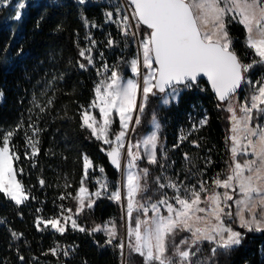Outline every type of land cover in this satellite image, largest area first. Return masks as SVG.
Returning a JSON list of instances; mask_svg holds the SVG:
<instances>
[{
  "label": "snow or ice",
  "instance_id": "obj_1",
  "mask_svg": "<svg viewBox=\"0 0 264 264\" xmlns=\"http://www.w3.org/2000/svg\"><path fill=\"white\" fill-rule=\"evenodd\" d=\"M85 2L78 0L81 5ZM128 5L136 31L132 30L133 25L125 14L121 17L123 34H131L142 49V62L139 54L125 62L135 79H125L121 71L115 67L110 70L105 65L104 72H110V75L97 82L94 99L87 107L82 106L80 113L81 127L96 140L109 145L101 151L106 152L112 166L121 174L108 198L117 203L126 201L122 206L126 215L127 244L122 239L115 246L121 250L122 264H132L133 254L142 258V264H207L206 259L201 258L204 242L213 245L212 256L227 254L242 244L245 234L236 230L233 224L246 232L264 233V123H254L257 114L264 119V77L253 81L246 75L258 66L264 68V0H128ZM17 7L22 9L25 5L20 3ZM106 15L111 19L112 12ZM20 18L17 11L14 19ZM84 23L88 24L87 19ZM233 23L244 30L243 47L250 50L245 53L248 62L235 48V40L229 31V25ZM141 25L149 30L146 34L139 31ZM86 38L95 43L91 37ZM108 43L112 44V41ZM91 51V48L79 50L88 65L93 63V57L86 54ZM141 63L146 71H141ZM79 66L86 70L84 63ZM200 77L207 78L221 102L218 107L228 113L226 119L230 127L226 145L230 163L227 171L212 177L211 183L202 178L200 170L196 174L201 178L196 184L178 181L163 171L153 177L148 168L140 167L138 161L146 160L149 165H159L161 169L165 167L157 158L158 147L161 152L163 147L159 137L161 124L156 114L153 113L150 121L152 130L135 143L130 138L126 141L129 131L135 132L136 126L141 124L150 96H158L160 103L168 106L173 101L178 102L181 92L178 86L190 89L198 85ZM243 85L248 86V94L237 104L234 101L238 90L243 91ZM93 109L98 110L99 119ZM117 117L119 131L113 129ZM207 123L205 116L199 126ZM22 126L21 122L0 133V193L17 206L30 199L28 190L18 179L23 170L14 166L20 156L12 150V139ZM193 130H197L196 125ZM36 132L39 129L34 130L33 136ZM187 136L182 130L179 141L183 142ZM25 139L31 148V156L38 155L39 141L27 133ZM195 147L200 145L195 144ZM184 158L195 166L187 153ZM163 159L167 160L166 153ZM93 167L88 156H83V176L73 196L77 204L74 213L68 208L65 210L68 214L59 218H37L38 230L50 227L63 235L70 224L73 230L87 231L89 235L104 233L105 243L109 245L117 239L115 221L86 229L75 218L85 208L94 207L93 196L100 198L108 191L109 182L105 177L96 181L99 190L89 192L86 181ZM99 171L104 173L105 169L100 167ZM150 178L156 186L152 189L155 199L153 195H145L149 192ZM39 183L43 186L45 182L41 179ZM165 189H170L171 195ZM220 189L223 191H218ZM64 198L60 197L61 200ZM181 233L187 235L181 236ZM21 235L12 233L15 239H20ZM50 252L57 255L56 248ZM63 254L67 256L68 251L64 250ZM19 259L23 261L24 257Z\"/></svg>",
  "mask_w": 264,
  "mask_h": 264
},
{
  "label": "trees",
  "instance_id": "obj_2",
  "mask_svg": "<svg viewBox=\"0 0 264 264\" xmlns=\"http://www.w3.org/2000/svg\"><path fill=\"white\" fill-rule=\"evenodd\" d=\"M17 1L0 0V92L3 93L0 133L22 122L23 126L12 139V150L20 156L15 167L23 170L18 178L30 199L17 206L0 193V264H122L121 250L115 246L124 234L122 207L108 198L121 174L112 166L106 152L101 151L106 148L103 142L81 127L80 113L82 106L87 107L94 99V88L102 78L105 65L115 67L125 76L131 74L125 62L136 57L135 39L131 34L125 36L121 23L109 21L106 15L108 12L116 15L119 9L122 15L127 12L122 0H88L82 5L78 0H28L21 18L16 20ZM229 31L243 58L245 52L250 51L243 47L244 30L233 23ZM86 37H91L95 43ZM80 48L92 49L86 53L93 57L91 65L79 55ZM78 61L87 66L86 70ZM262 74L264 68L259 66L251 71L252 77ZM218 104L206 81L185 88L178 102L168 106L162 105L158 96L149 99L132 141L150 129L155 113L163 126L160 137L163 152L158 147L157 158L165 167L161 169L159 165L143 162L153 177L163 171L170 177L180 173L183 178L193 175L198 180L201 177L196 174L197 170L203 177L227 171L230 153L226 137L230 125L226 119L228 113ZM205 116L208 123L180 142L181 131L190 129L192 120ZM114 124L113 128L118 126V121ZM35 129L39 132L33 136ZM25 133L39 141L35 157L31 156ZM177 144L179 146L174 147ZM164 153L167 160L163 159ZM185 153L194 167L185 160ZM85 155L94 166L86 181L89 191L96 189L95 178L99 176L100 167L105 169L103 174L109 188L92 209L85 208L76 219L86 229L115 221L118 236L111 245L105 243L107 237L102 232L89 235L87 231L67 226L61 235L50 227L40 231L36 226L37 218L63 216L68 208L74 213L77 204L73 196L80 187ZM41 179L45 182L43 186L39 183ZM149 185L155 199L152 189L156 186L151 178ZM165 191L171 193L170 189ZM61 196L65 198L61 200ZM13 232L22 234L20 239H15ZM243 232L242 244L227 254L212 256L213 245L204 242L201 258L206 259L207 264H264V233ZM53 248L57 249L55 256L50 252ZM64 250L68 251L67 256ZM20 256L24 257L23 261ZM131 260L132 264H142L135 254Z\"/></svg>",
  "mask_w": 264,
  "mask_h": 264
},
{
  "label": "rangeland",
  "instance_id": "obj_3",
  "mask_svg": "<svg viewBox=\"0 0 264 264\" xmlns=\"http://www.w3.org/2000/svg\"><path fill=\"white\" fill-rule=\"evenodd\" d=\"M86 1H88V0H86ZM102 1H104V0H102ZM114 1H115V0H114ZM27 2H28V0H18V1L16 2V7H17V5L20 4V3H23V4L26 6V5H27ZM122 3H123L124 6L126 5V4L124 3L123 0H122ZM17 9H18V11L20 12V14H22V13L24 12L25 7L22 8V9L17 7ZM115 9H116V8H115ZM125 10H126V12H127V15L129 16V22L132 24V21H131V20H132V19H131V8H130V7H129V8L125 7ZM113 14H114V15H113ZM113 14H112L111 19H108V20H109V21H115V22H117V23H121V17H122L123 15L121 14L120 9L116 12V15H115V13H113ZM132 25H133V24H132ZM132 30H133V31H136V29L134 28V26H133V29H132ZM139 31H140L141 33L146 34L147 31H149V30H147L145 27H143V26L141 25ZM135 43H136V49H137L136 57H137V55L139 54L140 59H141V62H142V49H141L140 45L137 43V40H136V39H135ZM245 53H246V52H245ZM136 57H135V58H136ZM243 58H244V61H245V62H248L249 57H248L247 55L244 54V55H243ZM108 68H109L110 70L113 69V67H111V66H108ZM115 70H116V69H115ZM253 70H254V69H253ZM253 70H252V71H253ZM141 71H146L145 69L142 68V63H141ZM101 75H102V78H101V79H104V78H106L108 75H110V72H104V68H103V71L101 72ZM246 75H248L249 78H251L253 81H256V80H258V79L264 77V74L259 75L258 77H257V76L252 77L251 72L248 73V74H246ZM124 77H125V79H128V78H133V79H135V77H133L132 73H131L129 76H125V75H124ZM101 79H100V80H101ZM178 87L181 88V92L185 89V88H183V86H178ZM242 89H243V91H239V93H237V97H236V99H235V101H234V102L237 103V104L243 102V96H246V95L248 94V86H247V85H243V86H242ZM181 92H180V94H181ZM161 95H162V94H161ZM151 97H152V96H150L149 99H150ZM173 102H175V101H173ZM173 102H171V103H173ZM171 103H170V104H171ZM170 104H169V105H170ZM92 111H93V114L96 115L97 118L99 119V113H98V110L93 109ZM114 115H115V114H114ZM227 115H228V114H227ZM134 118H135V114H134ZM156 118H157V120H158V121L160 122V124H161V128H160V131H159V137H161V131H162L163 126H162L161 121L158 119V117H156ZM201 119H202V118H200L198 121H197V120H192V126H191V128L188 129V130H185L183 133L188 134V136H189V133L191 134L192 131H195V130H193V125H196L197 128H198V127H199V121H200ZM116 121H118V117L116 118ZM257 122H259V123H264V119L260 118L258 114H257V116H256V120L254 121V123H257ZM113 125H115V124H113ZM136 127H137V126H136ZM113 129H115L116 131H119V124H118V126H114ZM151 130H152V129H151V125H150V129H149L148 131H146V132L141 133L140 136H138V137L135 138V141H136L138 138H140L141 136H143L144 134L150 132ZM134 133H135V132L129 131V136H128V138H126V141H127V139H129V137H130V139L132 140V137H133ZM188 136H187V137H188ZM135 141L133 140L132 142L135 143ZM104 145H105V144H104ZM105 147H106L105 149H108V148H109V145H105ZM157 150H158V149H157ZM143 162H146V163H147L146 160H140V161H138L140 167H142V168L146 167V166L143 165ZM14 166H15V163H14ZM146 168H147V167H146ZM90 170H92V169H90ZM90 170H89V171H90ZM222 174H223V173H222ZM171 177H173V176H171ZM183 177H184V176H182L180 173H178V174H177L175 177H173V178H177L178 181H184L186 184H196V183H197V179H195V177H194L193 175H192L191 177H186V178H183ZM213 177H214V176H213ZM103 178H105V175H104L103 173H100V171H99V176H97V177L95 178V181H97V180H102ZM211 178H212V176H205V177H203V179L208 180L209 183H211ZM18 179H19V178H18ZM96 185H97V186H96L95 191H93V192L89 191L90 193H94V192H96L97 190H99V185H98L97 183H96ZM218 191H223V190L220 189V190H218ZM107 192H108V191H107ZM107 192H103V193H102V196L106 195ZM169 194L171 195V193H169ZM145 195H151V193H150V185H149V192H148V193H145ZM102 196H101V197H102ZM101 197H100V198H101ZM100 198H96V197L93 196V199H95L96 201H97L98 199H100ZM123 203H126V201H123L122 203H120V205H121V207H122L123 223H124V234H123V240H124L125 245H126V244H127V240H126V227H125V223H126V215H125V212H124V209H123V206H122ZM67 214H68V213H66L65 215H67ZM59 217H61V216H59ZM59 217H56V218H59ZM75 218H76V217H75ZM112 221H113V220H112ZM62 223H63V221H62ZM105 224H107V222H106ZM105 224H104V225H105ZM67 226H70V224L67 225ZM232 226H233L234 228H236V230H239V231H241V232L244 231L243 229H240V228L238 227V224H233ZM180 235H181V236H184V235H187V234H186V233H181ZM178 239H179V238H178ZM124 251H125V253L127 254V252H128L127 247H125ZM140 259L142 260L141 257H140Z\"/></svg>",
  "mask_w": 264,
  "mask_h": 264
},
{
  "label": "water",
  "instance_id": "obj_4",
  "mask_svg": "<svg viewBox=\"0 0 264 264\" xmlns=\"http://www.w3.org/2000/svg\"><path fill=\"white\" fill-rule=\"evenodd\" d=\"M124 1V3L126 4V5H128V0H123ZM131 8V6L130 5H128L127 6V8ZM132 21V24H133V26L135 25V21L134 20H131ZM143 26V25H142ZM143 27H145V26H143ZM135 28V27H134ZM146 28V27H145ZM136 29V28H135ZM198 80H199V82L200 81H206L207 82V84H208V86H209V88L211 89V91H212V88H211V85H210V83L207 81V78L206 77H200V78H198ZM182 86V85H181ZM212 93L215 95V93L212 91ZM238 93H239V90H238ZM221 103V102H220ZM130 138V137H129Z\"/></svg>",
  "mask_w": 264,
  "mask_h": 264
},
{
  "label": "bare ground",
  "instance_id": "obj_5",
  "mask_svg": "<svg viewBox=\"0 0 264 264\" xmlns=\"http://www.w3.org/2000/svg\"><path fill=\"white\" fill-rule=\"evenodd\" d=\"M138 103H139V100H138Z\"/></svg>",
  "mask_w": 264,
  "mask_h": 264
}]
</instances>
